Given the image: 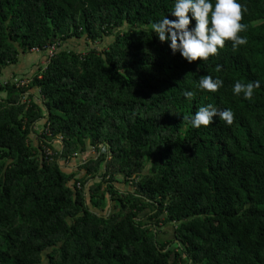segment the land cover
Segmentation results:
<instances>
[{"label": "trees", "instance_id": "1", "mask_svg": "<svg viewBox=\"0 0 264 264\" xmlns=\"http://www.w3.org/2000/svg\"><path fill=\"white\" fill-rule=\"evenodd\" d=\"M239 2L247 43L188 63L150 27L173 0H0V77L45 58L0 82V264H264V0ZM206 105L232 124L183 121Z\"/></svg>", "mask_w": 264, "mask_h": 264}, {"label": "clouds", "instance_id": "2", "mask_svg": "<svg viewBox=\"0 0 264 264\" xmlns=\"http://www.w3.org/2000/svg\"><path fill=\"white\" fill-rule=\"evenodd\" d=\"M242 10L246 12L247 9L239 0H173L169 14L175 19L169 20L166 15L152 22L150 27L159 41L168 42L173 54L178 52L188 63L197 60L204 62L223 49L226 41H231L233 50L247 43L246 37L240 35L247 28L241 23ZM191 21L195 23L190 28ZM198 86L201 90L215 92L223 86V81L203 75ZM259 87V81L241 83L237 80L233 82L232 93L249 100L254 89ZM183 95L191 98L193 92L184 91ZM214 118L231 125L234 116L230 108L217 110L206 105L200 106L194 114L183 117V121L188 120L193 128H199L210 125Z\"/></svg>", "mask_w": 264, "mask_h": 264}, {"label": "rangeland", "instance_id": "3", "mask_svg": "<svg viewBox=\"0 0 264 264\" xmlns=\"http://www.w3.org/2000/svg\"><path fill=\"white\" fill-rule=\"evenodd\" d=\"M66 46L67 47H72L76 50H82L84 49V42L81 40V39H78V40H68L67 43H66ZM40 56V55H39ZM36 54H29L27 56H23L24 58H22V62L20 63L19 66H16L14 67V72L16 73V77L12 80L13 82L15 81H25V79H28V78H31V77H27L29 72H32L34 70V68H32V63L33 65L36 64L40 57ZM41 61V59H40ZM39 63V62H38ZM10 70L7 71L8 74H10ZM2 99H5L6 98V94H3L1 96ZM104 151V149L102 150ZM93 154L92 152L89 153V154H86L84 156H82L84 159H87L89 157H91ZM173 228H172V225H169V226H165V227H162L160 229V233H159V236L158 238L164 242V241H167V240H172L173 237H172V232H173Z\"/></svg>", "mask_w": 264, "mask_h": 264}, {"label": "crops", "instance_id": "4", "mask_svg": "<svg viewBox=\"0 0 264 264\" xmlns=\"http://www.w3.org/2000/svg\"><path fill=\"white\" fill-rule=\"evenodd\" d=\"M36 55H40V54H36ZM40 57V56H39ZM22 58H24V57H21L20 58V61H19V63L18 64H16V65H11L10 67H8L7 69H5L4 71H3V74H2V76L0 77V82H2V83H4V84H6V83H9V82H12V80L16 77V73L14 72V67H16V66H19L20 65V63L22 62ZM45 60V58L43 57L42 59H41V62H43ZM39 62V61H38ZM36 63V64H34L33 65V63H32V68H34V70L32 71V72H29V74H28V76L27 77H32L36 72H37V70H38V65H39V63H41V62H39V63ZM8 70H10L11 72H10V74H8L7 73V71Z\"/></svg>", "mask_w": 264, "mask_h": 264}, {"label": "built area", "instance_id": "5", "mask_svg": "<svg viewBox=\"0 0 264 264\" xmlns=\"http://www.w3.org/2000/svg\"><path fill=\"white\" fill-rule=\"evenodd\" d=\"M14 83L17 84L18 87H23L24 85H27L29 83V80L25 79V81L20 80V81H15Z\"/></svg>", "mask_w": 264, "mask_h": 264}]
</instances>
